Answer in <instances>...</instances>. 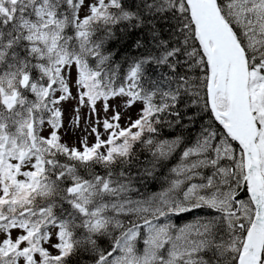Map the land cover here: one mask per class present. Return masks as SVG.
Here are the masks:
<instances>
[{"label": "snow or ice", "instance_id": "1", "mask_svg": "<svg viewBox=\"0 0 264 264\" xmlns=\"http://www.w3.org/2000/svg\"><path fill=\"white\" fill-rule=\"evenodd\" d=\"M83 255L264 264V0H0V264Z\"/></svg>", "mask_w": 264, "mask_h": 264}, {"label": "trees", "instance_id": "2", "mask_svg": "<svg viewBox=\"0 0 264 264\" xmlns=\"http://www.w3.org/2000/svg\"><path fill=\"white\" fill-rule=\"evenodd\" d=\"M135 37L127 38L125 41L121 43L115 44V49H121L123 45H127L128 47L124 48L123 51L120 52V54L116 57L117 61L123 63L124 57H132L139 54L138 50L133 45V40ZM207 117H205V120ZM165 135L170 138V134H168L167 130H165ZM147 154H142L141 159H144ZM178 162V157L173 158L171 161L167 163V165L162 168L160 174H158V177L154 181H150L147 184L146 192L153 193V192H159L162 187H166V181L165 177L169 176V169L173 167ZM160 180V181H159ZM158 182V183H157ZM193 214H184V217L182 219H175L174 222L178 225H183L185 223H189L194 219ZM80 264H91V257L87 255H83L80 258Z\"/></svg>", "mask_w": 264, "mask_h": 264}, {"label": "rangeland", "instance_id": "3", "mask_svg": "<svg viewBox=\"0 0 264 264\" xmlns=\"http://www.w3.org/2000/svg\"><path fill=\"white\" fill-rule=\"evenodd\" d=\"M135 113H136V108H132L128 110L127 114L135 118ZM66 128H67V123H66ZM84 134L85 133H82L80 131L73 132L71 129H68V134L64 137V140L70 145L76 144L78 146L79 140ZM89 142L90 143L94 142L92 137H89Z\"/></svg>", "mask_w": 264, "mask_h": 264}, {"label": "bare ground", "instance_id": "4", "mask_svg": "<svg viewBox=\"0 0 264 264\" xmlns=\"http://www.w3.org/2000/svg\"><path fill=\"white\" fill-rule=\"evenodd\" d=\"M160 181V180H159ZM158 183V182H157Z\"/></svg>", "mask_w": 264, "mask_h": 264}]
</instances>
